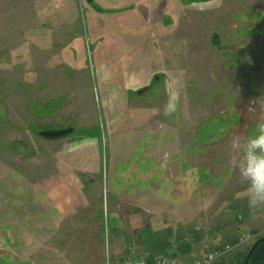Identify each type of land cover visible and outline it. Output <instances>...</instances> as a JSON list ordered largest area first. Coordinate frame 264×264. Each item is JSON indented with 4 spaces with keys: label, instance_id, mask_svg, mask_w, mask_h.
Instances as JSON below:
<instances>
[{
    "label": "rangeland",
    "instance_id": "rangeland-1",
    "mask_svg": "<svg viewBox=\"0 0 264 264\" xmlns=\"http://www.w3.org/2000/svg\"><path fill=\"white\" fill-rule=\"evenodd\" d=\"M261 123L264 0H0V264L142 258L123 242L158 219L242 255L264 235L237 167Z\"/></svg>",
    "mask_w": 264,
    "mask_h": 264
},
{
    "label": "clouds",
    "instance_id": "clouds-1",
    "mask_svg": "<svg viewBox=\"0 0 264 264\" xmlns=\"http://www.w3.org/2000/svg\"><path fill=\"white\" fill-rule=\"evenodd\" d=\"M174 110L169 104L166 113ZM261 132L247 138L239 145L241 160L237 167L241 178L247 185V201L252 209L264 208V123Z\"/></svg>",
    "mask_w": 264,
    "mask_h": 264
},
{
    "label": "crops",
    "instance_id": "crops-1",
    "mask_svg": "<svg viewBox=\"0 0 264 264\" xmlns=\"http://www.w3.org/2000/svg\"><path fill=\"white\" fill-rule=\"evenodd\" d=\"M172 210L173 209L170 206L166 205L165 211H172ZM154 216H158V215L155 214ZM154 216H152V217H154ZM155 222L157 223L156 226L159 225L161 227V228H158V233H157L158 238H159V233H160L159 229L160 230L164 229V228L172 229V235L173 236L170 237V240L167 244L168 251H170V252L167 254L174 253V255L178 256L179 258H181L183 260L191 259V258H194L195 256H199V255L202 256L203 251H204V247L207 245H213L215 247H221V245L224 243V241H227V240H224V241L219 240L217 238L218 236H215L212 238L209 237V233H213V229L212 228H205L203 225H200V223H195L194 220H189L186 222H178L176 224V229L180 227L181 228L180 234L184 235L185 237L184 238L182 237L183 238L182 240H175L174 233H176V231H175V228L173 227L172 224H169L164 219H158ZM150 227H151V223H150ZM217 227L215 229H217ZM222 228L224 229L223 225H221V228H219V230H222ZM192 229H196L197 231H199V234L197 236L196 235L193 236L192 235V232H193ZM234 238H235V236H234ZM151 243H152V245L150 246L151 248H149L147 250V252L151 253L152 250L158 251L157 248L156 249L153 248V245H154L153 240H151ZM140 246H141V247H139L140 249H142V246L144 247V245H140ZM124 248L126 249L125 246H124ZM168 251H167V248H165L164 251L161 253L166 254V252H168ZM151 254H153V253H151ZM122 259H125V258L123 257ZM122 259H120V261ZM229 261H230V259L225 263L231 264V263H229Z\"/></svg>",
    "mask_w": 264,
    "mask_h": 264
},
{
    "label": "trees",
    "instance_id": "trees-1",
    "mask_svg": "<svg viewBox=\"0 0 264 264\" xmlns=\"http://www.w3.org/2000/svg\"><path fill=\"white\" fill-rule=\"evenodd\" d=\"M214 38V37H213ZM213 43L216 44L217 42L213 40ZM71 129V128H70ZM69 130V129H68ZM48 131H53V130H48ZM239 217V215H238ZM239 219V218H238ZM121 228V227H120ZM122 229V228H121ZM120 229V230H121ZM180 230L181 228H177L175 229L176 233H174V238L175 240H182L185 236L180 234ZM192 235H198L199 231H197L196 229H192ZM122 232V231H120ZM158 234H150V221H147L146 225L143 226L142 228V233L140 232V237H138L139 239L136 242H133V244L131 242H129V239H126V242L124 241L125 244V251L130 253L129 249H132V246L135 244V248L136 247H141L140 245H144V247L142 246L143 250V254L148 253V255L145 256V259L147 260H151V258L154 255H161L166 247V245L168 244L170 237L173 236L172 235V229L170 228H164L161 229L160 233H159V238L157 237ZM183 237V238H182ZM154 238V239H153ZM238 237L233 238V240L231 241H224V243L221 245L223 247L225 246H229L231 247L236 241H237ZM151 240H153V248L156 249L158 251L152 250L151 253L147 252V250L149 248H151L150 246L152 245ZM144 241V242H143ZM147 241V242H146ZM146 243V244H145ZM211 246V245H209ZM213 250H219L218 247L213 246L212 247ZM250 246L246 247L245 252L242 255H233L230 259V261L233 262V264H241L244 257L246 256V253L248 252ZM172 255H174V253H171ZM176 256V255H174ZM199 256H195L194 258L200 257ZM192 259V258H191ZM220 264H226L224 261L220 262ZM248 264H264V242L259 244L256 249L254 250L253 254L251 255V258L248 262Z\"/></svg>",
    "mask_w": 264,
    "mask_h": 264
},
{
    "label": "built area",
    "instance_id": "built-area-1",
    "mask_svg": "<svg viewBox=\"0 0 264 264\" xmlns=\"http://www.w3.org/2000/svg\"><path fill=\"white\" fill-rule=\"evenodd\" d=\"M243 238H240V241H243ZM229 246H225L224 250L229 249ZM221 250H212L209 252H205L202 256L197 258H192L188 260L180 259L174 255H155L151 258V260H147L145 258H127L124 259L120 264H213L217 260L221 259Z\"/></svg>",
    "mask_w": 264,
    "mask_h": 264
},
{
    "label": "water",
    "instance_id": "water-1",
    "mask_svg": "<svg viewBox=\"0 0 264 264\" xmlns=\"http://www.w3.org/2000/svg\"><path fill=\"white\" fill-rule=\"evenodd\" d=\"M72 131V129L69 130H65V131H45V132H40L41 135L44 136H49V137H54V136H63L65 134H69ZM264 242V235L258 237L256 240H254V242L250 245V248L248 250V252L246 253V256L244 257L243 261L241 264H248L251 255L253 254L254 250L256 249V247Z\"/></svg>",
    "mask_w": 264,
    "mask_h": 264
},
{
    "label": "flooded vegetation",
    "instance_id": "flooded-vegetation-1",
    "mask_svg": "<svg viewBox=\"0 0 264 264\" xmlns=\"http://www.w3.org/2000/svg\"><path fill=\"white\" fill-rule=\"evenodd\" d=\"M92 4H93V2H92ZM70 128L72 129V131L74 130V129H73V126H70ZM70 128H69V129H70ZM66 130H68V129H66ZM45 131H48V130H44V131H40V132H45ZM63 131H64V130H63ZM72 131H71V132H72ZM40 132H39V133H40ZM71 132H70V133H71Z\"/></svg>",
    "mask_w": 264,
    "mask_h": 264
}]
</instances>
